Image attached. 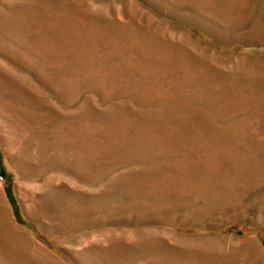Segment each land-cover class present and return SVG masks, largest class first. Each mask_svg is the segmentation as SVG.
Segmentation results:
<instances>
[{
    "label": "rangeland",
    "instance_id": "obj_1",
    "mask_svg": "<svg viewBox=\"0 0 264 264\" xmlns=\"http://www.w3.org/2000/svg\"><path fill=\"white\" fill-rule=\"evenodd\" d=\"M0 264H264V0H0Z\"/></svg>",
    "mask_w": 264,
    "mask_h": 264
},
{
    "label": "trees",
    "instance_id": "obj_2",
    "mask_svg": "<svg viewBox=\"0 0 264 264\" xmlns=\"http://www.w3.org/2000/svg\"><path fill=\"white\" fill-rule=\"evenodd\" d=\"M3 173H4V172H3V170H2V169H0V174H1V175H3Z\"/></svg>",
    "mask_w": 264,
    "mask_h": 264
},
{
    "label": "built area",
    "instance_id": "obj_3",
    "mask_svg": "<svg viewBox=\"0 0 264 264\" xmlns=\"http://www.w3.org/2000/svg\"><path fill=\"white\" fill-rule=\"evenodd\" d=\"M1 175V174H0Z\"/></svg>",
    "mask_w": 264,
    "mask_h": 264
}]
</instances>
